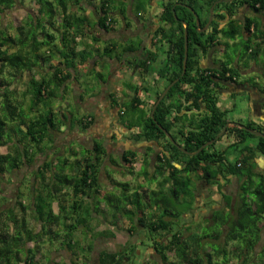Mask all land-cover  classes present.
I'll list each match as a JSON object with an SVG mask.
<instances>
[{
  "label": "trees",
  "instance_id": "16d2710c",
  "mask_svg": "<svg viewBox=\"0 0 264 264\" xmlns=\"http://www.w3.org/2000/svg\"><path fill=\"white\" fill-rule=\"evenodd\" d=\"M82 2L34 0L27 21L13 27L3 25V13L22 1L0 0V145L6 146V152L0 153V264H88L94 244L86 238L92 231L98 229L103 238L114 235L110 227H96L97 219H105L107 209L113 225L123 217L128 223L125 230L134 235L141 228L143 238L113 250L99 249L96 264H264V168L256 167V158L264 157V137L236 124L243 125L241 121L231 123L227 114L233 107L219 103L221 82L240 83L238 62L221 61L217 67H202L200 62L221 43L222 36L234 38L237 34L243 38L248 59L258 55L264 49V0H161L153 34L161 41L154 53L145 50L131 64L142 73L156 67L163 86L153 93L147 109L143 103H136L137 98L120 107L121 117L128 110L133 114L127 120L122 118L124 126L138 129L132 133L133 140L154 142L160 152L153 163L145 157L140 172L133 167L136 152L130 148L122 153V168L133 177L132 183L112 179L119 195L99 185L100 167L107 156L102 140L95 138L88 146L71 133H76V128L80 133L88 130L94 115L76 116L70 103L58 107V101L69 91L67 82L73 71L83 68L91 54L74 47L76 37L91 26L88 15L82 12ZM128 2L140 13L139 18L149 12L150 7L143 11L134 0ZM213 4L210 28L200 31ZM122 5H126L123 0H101L96 25L111 29L114 12L121 11ZM243 8L250 11L239 15ZM192 10L199 19L198 27ZM257 13H261L260 20ZM220 24L229 28L222 36ZM184 27L187 60L181 75ZM115 43L107 42L105 51L112 52ZM157 52L164 53V59L155 65ZM175 78L178 80L151 115L158 96ZM17 83H23L22 92ZM127 86L137 94L136 86ZM244 126L264 132V126L256 121H247ZM162 128L182 150L171 143ZM59 134L62 143L58 146ZM211 139L213 142L199 149ZM236 147L238 156L231 162L230 148ZM40 157L44 159L34 170L26 193L21 187L15 199L8 197L5 185L11 182L13 171L35 164ZM156 171L161 176L154 189L151 184ZM141 175L146 184L137 181ZM232 177L238 181L234 204L231 195L222 191ZM201 180L217 186L220 202L209 218L186 219L184 215L196 212L195 187ZM191 182L194 185L189 190ZM146 237L150 244L145 246L159 260L150 255L140 261L142 255L136 247ZM51 248L66 250L70 259L54 262ZM39 252L42 260L37 259Z\"/></svg>",
  "mask_w": 264,
  "mask_h": 264
},
{
  "label": "crops",
  "instance_id": "0c3cea01",
  "mask_svg": "<svg viewBox=\"0 0 264 264\" xmlns=\"http://www.w3.org/2000/svg\"><path fill=\"white\" fill-rule=\"evenodd\" d=\"M82 3L80 5L83 9H85V13L88 15L89 21L91 22V26L87 27V29L84 31L83 36L76 37L75 39L76 42L74 43V47L76 48V50L86 49V47L88 46H92L93 48L89 50L91 54L86 60L87 62L85 63L84 67L80 68L77 72L78 73H82L83 71L89 72L92 69L94 70V72L100 73L104 71L105 69L104 67H107V74L104 77L99 78L98 90H96L94 93L91 92L92 95L90 94V96H86V97L83 95L85 89H82L81 86L78 84V82L74 81L73 83L74 85L69 86V92L74 96V101L71 102V104L74 105L76 104L79 107H81V109L84 110V114L94 115L92 124L90 125L88 130L81 133V135L84 137L88 133L91 136V141H92L90 143L91 145L93 143V139L95 138H99L102 140L104 146L106 147L107 156H105L104 159L102 160V164L100 167V171L102 172L104 171L103 174L104 179L99 177V183H100L99 185L100 188L105 189L107 192H111L116 195H119L120 191L118 190V187L116 185L112 184V179L107 174V169H106L110 167L112 169L114 168L112 167V165L110 166V164L109 163L107 164L106 162L109 161L112 164L109 156L115 158L116 163L113 162L114 163L113 165L119 166L120 169L119 173H120L121 170L124 169V168L121 169V167L125 166V162L122 160V153L130 148L123 147V149L120 151V154L118 153L115 154L114 152H112V149H110L111 148L110 146H112L116 142L123 144L124 139L126 142L132 145L133 146L131 147L132 150L136 152V160L138 159L139 166L137 171H139V167L142 165L143 159L145 157H148V159H150V161L153 163L155 160V155L157 154V152H160V146H158L154 142H145L142 140L135 142L133 140L132 133H136L138 129L129 128L123 125L122 118H120L123 110L121 111L120 107H122L123 104L128 105L129 103H131L133 98L134 99L137 98L138 102L136 101V103L138 104L143 103L144 109H147V107L152 102V99L154 97L153 93L156 91L158 87L163 86L164 81L162 79L157 78L156 67H154L153 70H150V72L142 73L140 68H136V65L133 66L131 64V61H133L134 59H140L141 54L143 52H146L147 50H150L154 53L156 51V48L158 47V43L161 41L159 40L158 36L154 37L153 35L159 22L158 16L161 9L160 6L161 0H151L148 3V7H150L149 12H144L142 18L138 17L140 16V13H132L130 11L131 10L130 5L128 4L124 6L122 5L121 11L123 12L118 10L117 12H114L113 15V17L121 18L120 26H118V22H116V18H114L115 22L113 24V27L107 30H104L100 28L98 25H96L98 20L97 12L99 11V8L101 6V0H84V2ZM245 9L246 8L240 9L239 15H244V13H247L248 10ZM201 15L204 16L203 12H201ZM130 37H132V41L130 40ZM81 40L83 41L82 43L83 46L78 44L79 41H80L79 43H81ZM112 41L113 42L116 41L115 43L116 47L111 53L109 52L106 53L105 51L106 44L107 42H112ZM165 47H167V44H165ZM98 49L101 50V53L99 54H97ZM215 50H218L217 52L220 53L221 47L219 46L218 48L212 47L210 53L206 54L200 59L202 67L204 66L216 67L219 65L218 63L213 64V62H211V58H212L211 53H213L214 55L216 53ZM157 53H158L156 55L157 60H155L154 62L156 63L155 65L159 64L160 60L164 59V53L161 54L159 52ZM143 57H145V55H143ZM253 69L255 70L259 69L260 74H264V69L261 67L254 65L248 70L250 71ZM242 71L244 70L242 69ZM75 73L76 71H73L72 74ZM239 82L240 83L221 82L222 88L219 90V93L220 92L223 93V98L222 96H220L221 99H226V98L233 99L234 98L233 94L238 93L235 95V97L239 96L240 102L246 104L250 109L247 114L248 117L246 121H253L254 119L257 121V123L259 122L258 124L260 123L264 124V85L255 86L252 83H249L247 80L242 82L239 81ZM67 83H70V80ZM127 84H132L136 86L137 94H135L129 88V86H127ZM69 103H63L61 104V106H66ZM232 103L233 100H231V102H225V103H222L220 100V104H222L223 107L231 108L233 107ZM102 120L103 122H101ZM229 121L232 123L235 120L233 121L230 119ZM112 123L114 125H112ZM106 124H108V126L110 125L109 126V128H111L110 131L108 129H105ZM100 125L102 126L100 127ZM118 125L122 126L123 129H120ZM76 131H78L77 128ZM122 133L124 134L122 135ZM58 137H60V134L58 135ZM236 149L237 147L235 148V150ZM256 162H258L259 165L258 168L261 169L264 168L263 156H258L256 158ZM150 168H153V165L150 166ZM114 174H116V171ZM120 175L122 176L121 173ZM138 178H139L137 179L138 182H143L142 177L139 176ZM116 179L119 180L118 177ZM121 179L119 181H121ZM201 182L205 184L202 187L206 189L207 193L214 191L215 194L219 195L217 190L218 188L216 185L213 184L208 185L203 180H201ZM110 185H111V189L108 190V186L110 187ZM151 187L157 189L158 187L157 180H154L152 182ZM115 188L116 190H113ZM195 190H197V186L195 187ZM196 194H197V198H199L200 194H198V192ZM206 196L208 197V195ZM200 197L202 198L203 196L201 195ZM201 198H199V200L202 204L204 199ZM211 198L216 199V197H212V196ZM102 209L106 210L107 208L104 207ZM107 212H106L107 218H111L110 215L111 213L109 212L108 209ZM123 222H125L124 218H123ZM123 222L119 223L118 225L107 223L105 228L110 227L111 231H114L116 235L117 230L126 231L124 227L128 223L125 222L124 224ZM121 226L123 228H120ZM112 227L114 229H112ZM141 232L142 229L139 228V233ZM108 238H113V237H107V239ZM121 244L123 245V243Z\"/></svg>",
  "mask_w": 264,
  "mask_h": 264
},
{
  "label": "rangeland",
  "instance_id": "374dc122",
  "mask_svg": "<svg viewBox=\"0 0 264 264\" xmlns=\"http://www.w3.org/2000/svg\"><path fill=\"white\" fill-rule=\"evenodd\" d=\"M21 1H22V4L19 5L17 8H13L10 11L7 10V11H5L3 13V16H2L3 25L6 24V25H12L13 27H16V26L21 25L25 20L27 21L28 14L32 13L31 8L35 7L34 6V0H21ZM123 2L124 3L126 2V4L129 3L128 0H123ZM134 2L136 4H139L138 7H140L143 11H144V8H146V10H148L147 9V7H148L147 0H134ZM72 7H73V9H75L74 11L77 10V7L76 8H74V6H72ZM130 8H131V12L132 13H136L137 9H135L134 6H131ZM245 10H247V9H245ZM82 12L84 14H86L85 10L84 11L82 10ZM250 13H252V15H256V13L254 11H252ZM250 13H248V14H250ZM240 14H242V13H240ZM257 14H258L257 15V17H258L257 20L258 19L260 20V14L261 13H257ZM193 15H194V13H193ZM115 18H116V22H118V26H120L121 18L120 17L119 18L115 17ZM206 23H207V21H206ZM205 24L202 26L201 29H203ZM222 25L223 24L219 25L220 26L219 28L221 29V32L219 34L221 36H222V33L227 32L229 30V28H225V26H222ZM209 28L210 27H207V29H209ZM207 29H205V30H207ZM183 35H184V31H183ZM242 39L243 38H241L240 34H237L234 38H231V37L225 38V36H222V38L220 40L221 43L218 45L219 47H221V51H220V53H218L217 52L218 50H215L216 53L214 55H213V53H211L212 54L211 62H213V64H215V63H219L221 61H226V60H228V61L230 60L229 62H231V60H232V62L233 61L234 62L237 61L238 62V66H236V67L239 70L238 79L240 81L247 80L249 83H252L255 86L264 85V74H260L259 69L258 70L253 69V70H250V71L248 70L251 67H253L254 65L264 69V49L262 47L260 52L258 53V55L253 56L252 59H248L250 57V54L246 53V51L244 49V46H243L244 41ZM130 40L132 41V37H130ZM79 44L83 46L82 42L79 43ZM218 46H215V47L218 48ZM262 46H264V44ZM91 48H93V47L92 46L86 47V51L89 52V50ZM99 53H101L100 49H98V53L97 54H99ZM106 53H108V52L106 51ZM109 53H111V52H109ZM104 68H105L104 71L100 72V77H104L107 74V67H104ZM242 69L244 71H242ZM247 70H248V72H247ZM98 74H99L98 72H94V70H92V69L89 72H85V71H83L82 73L76 72L75 74H73V77H71L70 83H67V86L68 87L69 86H73L74 85L73 84L74 81L78 82V84L81 86V88L85 89V92L83 93V95L85 97L86 96H90V94L92 95L91 92L94 93L96 90H98V86H99L98 85V80H99ZM25 79H26V77L24 76L23 80H25ZM18 84L19 83H17V85ZM18 86H19L18 89L20 90V92H22L21 90H23L22 89L23 88V83L19 84ZM218 94L220 96H222V98H223V93H221V92L219 93L218 92ZM236 97H237L236 102H234L235 105L233 106L231 111L227 114V117H228L229 120L231 119L233 121L234 120L241 121L243 123V125H244L245 122H247L246 121V119L248 117L247 114H248L250 109H249V107L246 104L240 102L239 96H236ZM220 100H221L222 103H225V102H231V100H234V99H232V98L221 99V97H219V103H220ZM73 101H74V96L68 91L64 95V97L61 100L58 101V107L60 106V104L69 103V102L71 104V102H73ZM70 106H72L71 112L74 113V115H76V116L78 115L79 116V114L80 115L84 114V110L81 109V107L78 108L76 104L75 105L72 104ZM62 107H64V106H62ZM60 108H61V106H60ZM126 114L123 117H120V118L128 119V118H131L133 116V114L129 110L126 111ZM253 121L255 122L256 120L253 119ZM101 122H103V120ZM236 123H240V122H236ZM112 125H114V124L112 123ZM101 126L102 125H100V127ZM105 126H106L105 129H108L109 131L111 130V128H109L110 125L108 126V124H106ZM262 126H264V124H262ZM118 127L120 129H123L122 126L118 125ZM98 129H96V130H98ZM258 132L264 133L263 131H258ZM71 133H72V135L77 136L82 142L87 143L88 146L91 145L90 144L92 142L91 141V136L88 133L84 137L78 131H76V133H74V132H71ZM123 134L124 133H122V135ZM61 137H62V134H60V137L57 136V138H59V139H57L58 144L62 143V138ZM252 139H256V137H254ZM110 147H111L110 149H112V152H114L115 154H117V153L120 154V151L123 149V147L131 148L133 146L130 145L128 142H126L125 139H124L123 144L116 142ZM230 149L231 150H230V154L228 155V160L233 162L238 156V150L237 149L235 150V148H233V149L230 148ZM5 152H6V146L0 145V153H5ZM43 159L44 158L40 157V158L37 159L35 164H32L31 166H25V167H23L20 170L13 171L11 182H7V185H5L6 190L9 189V190H7V194H8L7 196L8 197H10L12 199H15L14 197L16 196V194L19 191L18 189H21V187H23V190L26 193V190H27L26 186L31 181L33 182V172L37 168V166L42 163ZM106 163L107 164L109 163L110 166L112 165V167L114 168V169H112L111 167L110 168H106L107 169V174L109 175V177L111 179H113L115 182H118L122 178L120 182L132 183V177L133 176H132L131 172L126 171L124 169L123 172H122L123 174L121 176L120 173H119L120 169H119L118 165H113V162L111 164L109 161H107ZM257 165H258V162H257ZM138 166L139 165H138V159H137L134 162V164H133V167H134L135 171H137ZM245 166H247V165H245ZM258 166H256V167H258ZM142 169H143V167L140 166L139 167V172ZM114 170L116 171V174H114L115 173ZM103 174H104V171L103 172L100 171V178H102V179H104ZM133 175H135V173ZM159 176H161V175L158 173V171H156V175H155V177L152 178V180H156L157 179L159 181V178H160ZM117 177L119 178V180L116 179ZM141 177H142V175H141ZM142 183L146 184V181H143ZM193 185L194 184L191 182L190 186H189V190L192 189ZM203 185H205V184H203L201 181H199L197 183V185H196L197 186L196 193L198 192V194H200V196L201 195L203 196L202 198L199 196V198L204 199L203 203L201 204V202H200V200L198 198L197 203H196V205H197V209L195 210L196 212L194 213L193 216H191L189 214L188 215H184L186 219H194L195 216H196V219H204L205 217L209 218L210 211L217 207L216 206L217 201H218V203L220 202V200L217 199L219 197V195L215 194L214 191H212L210 193H207L206 189L202 187ZM144 186H146V185H144ZM109 189H111V185H110V187L108 186V190ZM113 190H116V188L113 189ZM222 191L226 192L229 195H231L232 203L234 204V201L236 200V196H237V192H238V181H237V179L235 177H232L227 183H224L223 187H222ZM206 195H208V197ZM211 196L212 197H216V199H214V198L212 199ZM27 200H28L27 198H24L25 202H27ZM102 205L103 204H101V206ZM221 205H223V204H221ZM54 210L55 211L57 210V207H56L55 203H54ZM104 217H105L104 220L97 219L96 227H98V226H99L98 228L105 227L107 225V223L112 224L110 222V218H107V216H104ZM122 222H123V218L120 217L119 218V223H122ZM195 225H196V223H195ZM36 229H37V227H36ZM112 229H114V228L112 227ZM98 231H99L98 229L92 231L93 232L92 236L90 238H86L87 241H89V242H91V240H92L93 244H94L93 250H91L90 255H88V256H90V258L87 259L88 264H96V261H97L96 255H97L99 249L105 248V249L113 250L115 248H118V247L122 246L121 243H123V245L125 243H127V242H132L133 243V242L138 241L140 238H143L142 234H140L139 232H137L134 235H130L126 231H119V230H117L116 235H115V232L112 231L113 234H114L113 236L111 234L110 235L107 234L103 238V237H100V234L98 233ZM109 236L110 237L112 236L113 238H108L107 239L106 237H109ZM145 236H146V234H145ZM262 237H263V239H262L263 242H261V243L263 244L264 243V228H263V231H262ZM87 241H85V243ZM148 244H150L149 238L146 237L145 239H143V242L141 244L137 245V247H136L137 250H139L141 255H142V256L139 255L140 261L142 259L144 260L145 258L150 257V255L155 260H156V258H157V260H159V258L157 256H155V254H153L152 249L147 247V246H145V245H148ZM51 250H52V248L50 249V251ZM50 256H51V258L53 259L54 262H57L59 260L68 261V259H70V254L66 250H63V249H60V250H58V249L55 250L54 249V250H52V252L50 253ZM42 258H44V256H41V253L39 252L38 255H37V259L42 260Z\"/></svg>",
  "mask_w": 264,
  "mask_h": 264
},
{
  "label": "water",
  "instance_id": "95a60500",
  "mask_svg": "<svg viewBox=\"0 0 264 264\" xmlns=\"http://www.w3.org/2000/svg\"><path fill=\"white\" fill-rule=\"evenodd\" d=\"M224 1H231V0H224ZM218 1H215V3H217ZM213 4V5H214ZM185 5V4H183ZM213 5L209 8V11H208V20H207V23L205 24V26L203 27V29H201L200 31H204L205 29H207V27L209 26L210 24V21L212 20V10H213ZM186 6V5H185ZM188 7V6H187ZM189 8V7H188ZM193 12V10H192ZM194 13V12H193ZM194 18H195V23H196V26L198 27L199 26V19L197 17V14L194 13ZM184 26L186 25L184 22H183ZM183 47H184V52H183V59H182V72H181V75H183L185 69H186V60H187V30L186 28L184 27V39H183ZM178 80V78H175L172 82H170L163 90L162 92L160 93V95L158 96L157 100L155 101L154 105L152 106V109H151V115L153 113V111L155 110L157 104L160 102V100L163 98L164 94L167 92V90ZM238 126L242 127V128H245L247 129L250 133L252 134H255L259 137H264V133L262 132H258L256 130H252V129H249V128H246L244 125L240 124V123H236ZM163 129V128H162ZM165 135L168 137V139L171 141V143H174L176 146H178L181 150L182 148L176 144L174 142V140L172 139L171 135L165 130L163 129ZM224 131V129L221 131V133ZM220 133V134H221ZM218 137V135L216 136ZM210 142H213V140L211 139L210 141L204 143L199 149L203 148L205 145L209 144ZM172 163L174 164V162L172 161ZM263 167V166H261Z\"/></svg>",
  "mask_w": 264,
  "mask_h": 264
},
{
  "label": "clouds",
  "instance_id": "9594fccd",
  "mask_svg": "<svg viewBox=\"0 0 264 264\" xmlns=\"http://www.w3.org/2000/svg\"><path fill=\"white\" fill-rule=\"evenodd\" d=\"M216 4V3H215ZM214 6V5H213ZM248 11H250L248 8H246ZM209 27V26H208ZM219 64V63H218ZM219 66V65H218ZM217 67V66H216Z\"/></svg>",
  "mask_w": 264,
  "mask_h": 264
},
{
  "label": "flooded vegetation",
  "instance_id": "af4514ba",
  "mask_svg": "<svg viewBox=\"0 0 264 264\" xmlns=\"http://www.w3.org/2000/svg\"><path fill=\"white\" fill-rule=\"evenodd\" d=\"M254 99V98H253Z\"/></svg>",
  "mask_w": 264,
  "mask_h": 264
}]
</instances>
